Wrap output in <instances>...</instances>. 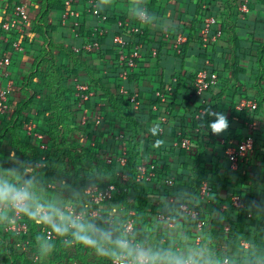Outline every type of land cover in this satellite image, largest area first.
<instances>
[{
	"label": "crops",
	"instance_id": "obj_1",
	"mask_svg": "<svg viewBox=\"0 0 264 264\" xmlns=\"http://www.w3.org/2000/svg\"><path fill=\"white\" fill-rule=\"evenodd\" d=\"M241 0H81L80 3L74 7L77 15L70 16L64 21V13L66 6L65 0H0V35L4 38L0 45V54L7 53L11 58V65L3 67L0 70V83L3 86L11 87L17 95L10 98L9 111L3 116L5 124L2 128L9 127L15 133V137L19 138L14 141L11 135L7 136V140L3 145V153L0 155V168H5L10 165L12 169H16L26 159L29 158L30 150H28V133L37 128L42 130H54L57 133L62 132L60 139L58 138V146L65 144H72L74 148L87 149L89 148L88 141V122L92 117H97L98 110L85 111L77 114L74 107L49 109L47 103V90H41L37 86L42 83L43 79H69L65 85L68 88H76L80 84L88 85L90 79H115L119 77L118 71L111 70L112 67L110 57H107V52L114 50V37L124 36L129 39L121 29L120 21L134 22L138 16L140 5L143 4L149 8V23L146 26L147 39L143 41L142 58L139 60L137 69L130 72L134 74L135 81L122 80L123 88L128 90L131 94H137L141 102L143 112L138 116L139 129L146 132L144 138L155 135L156 122L152 121L151 114H156L150 108V105L156 100L155 93L164 85L170 84L173 79L190 73H195L198 68H208L219 71L224 80V84L202 96L192 97L191 101L195 100H209L225 105L229 104V98L236 91L238 87H244L245 91L256 93V88L252 87L254 79H261V70L259 64L264 65V56L261 57L259 42L261 38L258 30H263L258 23L264 20V8L261 6L262 0H249V12L241 13L237 5ZM26 4L28 6V21L18 22L17 32L13 31L6 34L4 25L12 23L17 20L14 8L17 5ZM95 5V6H94ZM215 14L214 17L218 20L217 29L223 30V36L216 43H214V55H209L208 59H202L201 45L198 38H194L189 43L184 59H180L174 55L175 46L172 45L169 37L170 32L183 31L193 29L200 26L198 19L202 9L209 7ZM241 11V12H240ZM111 17V20L102 22V17ZM212 16V15H211ZM105 26L108 32L101 39V49L94 50L101 52V54L82 53L84 46L87 45L94 37V33ZM197 30V29H195ZM93 34V35H92ZM18 39L20 43V50H11L8 43L11 40ZM93 36V37H92ZM164 36L168 42L167 47H161L160 39ZM130 45L134 46V41H130ZM79 50V52H77ZM156 50L157 57H153L152 53ZM216 60V65L213 67L209 60ZM242 70L243 72H239ZM102 70V71H100ZM260 77V78H259ZM121 79V78H120ZM264 79V76L263 78ZM78 83V84H77ZM77 84V86H76ZM32 87L37 88V93H34ZM122 88V89H123ZM76 89V90H77ZM78 91V90H77ZM223 97L222 100L218 96ZM252 95V94H251ZM64 99L67 98L69 104L74 105L76 96L80 98V92L77 94L66 92L62 95ZM27 97V98H26ZM59 97V96H58ZM33 104L31 107L22 108L23 105ZM194 103V102H193ZM104 105L103 103L99 104ZM20 106V108H19ZM227 110L226 108H223ZM178 110V109H177ZM172 112L169 116L171 118L178 117L180 111ZM162 114V112H161ZM163 122L169 117L164 112ZM3 115V114H2ZM183 115V114H181ZM226 117L227 113L223 112ZM231 124L233 132L226 134L228 129L215 135L209 133L207 128V142H210V137H218L217 143H223L224 138L231 137V141L238 138L239 135H244L245 130L242 127L241 121L234 119ZM29 121V125L26 123ZM230 123V122H229ZM25 124L26 128H23ZM31 125L34 126L30 129ZM173 125V124H172ZM29 127V128H28ZM39 127V128H38ZM210 129V128H209ZM235 131V132H234ZM106 132V131H105ZM176 130L172 126L161 128L160 135L163 136L162 150L169 151L177 147ZM211 135V136H210ZM38 140L40 135H36ZM142 136V137H143ZM144 140L141 147L144 146ZM234 147H230L232 149ZM21 150V155L16 154L17 150ZM228 149V150H229ZM264 149L259 151H250L247 154V160L243 158L242 168L244 173H248L249 177H257L263 184L259 190V199L261 205L259 209L264 211ZM227 156V153H226ZM219 155L210 158L216 171L223 166L230 167L228 158L226 157L225 164L221 163ZM61 162V158L58 157ZM171 166V175L176 182L173 191L167 192L166 187L162 184L146 183L138 187L137 190L132 189L129 193V201L133 203L136 195L145 194L150 205L158 207L160 213H172L178 210L183 203H193L191 197V190L189 182L191 171L196 167L195 163L190 157H181L179 152L173 156ZM188 165V168L186 167ZM55 171L60 178V182L55 186L54 184L48 186L50 191L42 186V181L45 178V172L42 168H38L36 177L38 187L37 192L45 200H64L62 195L73 196V178L76 176L74 168L69 166L63 169L60 166H55ZM116 171L121 174L122 166L117 162ZM7 173L3 171L0 174ZM221 176L224 175L219 171ZM16 180L20 179L17 174ZM99 186H104L108 183V178L105 176H97ZM66 191V192H65ZM75 193V192H74ZM77 195V194H76ZM210 210H218L213 204L208 205ZM225 208V207H224ZM124 207L119 203L112 206L111 215L117 217L124 212ZM130 214H135L131 211ZM9 219L3 222L0 227H6L9 221H12V215H8ZM39 224V223H37ZM192 221L180 215L179 220L174 228L170 229L167 226H161L159 223L154 225L157 228V236L145 235L146 238L141 240L147 241L148 244L161 247L171 248L178 252L189 251L191 249H203L204 255L207 257L209 264H214L215 253L211 247V242L204 239L202 244L192 242L187 237V233L192 229ZM2 227V228H3ZM1 229V228H0ZM243 239V238H242ZM247 242L251 246L250 242ZM242 241V242H243ZM241 242V244H242ZM47 243L44 241L43 246L40 242L29 240L23 242L25 245V252L28 248L36 249L33 253L35 257L44 260L54 261L59 259V254L66 256L69 264H105L102 257L97 256L89 248H81L80 245L58 244L51 243V249L47 248ZM62 248L60 253L58 249ZM65 247V248H63ZM250 248V247H249ZM248 249L239 246L238 255L245 256ZM81 254H78L79 252ZM32 255V256H33ZM35 257L26 254V258L32 262ZM46 258V259H45ZM39 261V260H38ZM37 261V262H38ZM78 261V262H77ZM47 264V263H46Z\"/></svg>",
	"mask_w": 264,
	"mask_h": 264
},
{
	"label": "trees",
	"instance_id": "obj_2",
	"mask_svg": "<svg viewBox=\"0 0 264 264\" xmlns=\"http://www.w3.org/2000/svg\"><path fill=\"white\" fill-rule=\"evenodd\" d=\"M247 1L249 0H241L237 5L238 9L240 10ZM261 2V6L264 8V0ZM143 7H146L149 11L146 4H141L140 8H138L139 13ZM213 14L215 13L210 6L205 9L203 8L198 19V24L200 26L195 28L197 30L193 29V31H189V33L188 29L170 32L167 39H170L174 46L177 45L178 36L180 34L187 38V41L181 45L180 53L177 49H174L173 52L176 57L184 59L187 47L194 38H198L201 45L203 53H201L200 56L202 59H208L210 54H215L214 43L209 44L207 49L203 50V36L201 34L205 18L211 15L214 16ZM149 18L150 17H148L146 23L140 25L141 29L144 31V36L141 38L142 41H146L148 37L146 26L149 23ZM108 20H111L110 16L107 17V21ZM137 21V18L134 22L120 21L122 24L121 30L128 35L130 39H133V41L137 39V36L132 35L127 31L126 24H136ZM258 23L263 29L257 31L261 38L259 45L263 48L260 50V56L263 57L264 20L259 21ZM103 27L106 28L105 26ZM216 30L218 29L215 28V31ZM219 30L223 34V30ZM13 31L17 32L18 29L14 28ZM103 36L99 37L100 45ZM12 37L14 38V35ZM14 39L16 40H11L8 43L11 50H16L14 48V43L18 42V39L16 37ZM165 40L166 38L162 36L160 39L161 47L168 46V42H164ZM135 44L136 42L134 41V45ZM114 45V50L108 51L106 56L111 59L112 67H110V69L114 70L115 73L118 71L119 74L120 56L128 53L133 46L129 45L128 48H122L119 45ZM80 52L101 54V52H96L94 50L92 52H87L85 50ZM209 61L213 67L216 65V60L212 59ZM259 69L261 70V79H254L252 84V87H255L257 90L256 93H250L245 91L244 87H238L230 96V103H225V105L218 103L217 99L214 101L198 99L191 101L192 97L197 96L195 83L197 75L202 68L196 69L195 73H185L183 76L181 74V76L173 79L170 84L164 85L157 91L165 93V101H162L156 96V100L150 105L151 110L156 113L154 115L151 114L152 121L156 122V127L155 135L147 138H144L145 136H143L147 135V133H141L138 125V116L143 112V108L140 107L136 110L130 103L131 93L129 92V95L122 93L123 81L120 79V76L118 78L115 77V79H90L88 85L80 84L87 86L89 92L93 93L94 96L88 101H85L81 96L80 98L76 96L74 105L69 104L67 98L64 99L62 96L63 94H66V92H69L70 94H77V92H80L77 91V87L74 89L72 87H66L65 83L69 79H43L42 83L37 87L49 92V95H47L49 109L74 107L77 114L94 109L95 111L98 110L97 117H92L88 122L89 129L87 135L89 148L78 149L74 148L72 144L58 146L57 141L58 138L60 139L61 137V131L57 133L54 130L39 131L35 128L30 131L27 129V149L30 150L31 153H29V158L16 167V169L19 173H25L27 177L33 179L36 187H38L37 181L34 178L36 177L38 168H42L45 172L42 186H44L45 189L47 187V190L54 191L53 189H49L48 186L49 184H54L56 186L58 182H60V178L55 171V166L58 165L65 169L67 168V162H69V166L73 167L76 173L72 182V190L75 193L73 192V196L67 194L62 195L64 198L62 203L70 201L73 204V207L79 206L87 211L97 210L99 211L100 216L95 219L100 221L113 219L114 226L121 231H123V227L120 225L130 217L131 211H135L134 218L137 225L136 239H139L146 238V234L154 237L155 235L157 236L158 229L155 228L154 225L159 223L162 226L158 221L160 215L165 214L174 217L177 221L181 215L192 221L181 211L180 206L175 212L160 213L158 207L155 205L151 206L147 197L145 199V194L142 193L139 194V196H135L133 203H130L129 201L130 191L132 189L137 190L138 187L143 186L146 183L162 184V187L167 188V192H172L173 188L171 190L169 188L173 187L176 181L170 177L171 163L173 156L179 152L181 157H190L196 165L194 170L191 171V176L188 180L191 197H193V203L188 205L199 211L201 213V220H204L207 223L204 230L200 232L198 230L197 221H192V229L187 233V237L192 240V242L193 240L196 242L197 236L202 233L204 239H207L212 243L211 247L216 255L214 264H221L225 259L229 260V264H264V211L259 209L261 205L259 190L263 184L257 179V177H249L247 175L248 173H244L241 164L247 160V155L245 160L240 164L239 169L236 171L231 169V167L225 166L216 171L213 169L214 166L212 165V162L209 161L210 158L216 157L217 153L220 157L219 159L221 163L225 164L228 149L230 147H237L242 141L249 137H252L255 140L254 149L252 151H259L260 153V150L264 149V79H262L264 76V65L262 63L259 64ZM211 71L215 72L219 77V85L216 87L218 88L222 83L224 84L225 79H222L219 71L214 69ZM238 71L243 72L239 69ZM128 79L131 81L136 80L132 73L129 75ZM170 88L171 90H169ZM216 88H211L208 92ZM32 90L34 93H37V88L32 87ZM12 95L15 96L17 94L11 88L9 103ZM218 97L221 100L223 98L220 95ZM244 99L255 101L258 104L257 109L255 111H249L247 109L238 110L237 106ZM138 101L140 102L139 98ZM101 103L104 105L100 106L99 104ZM32 104L33 102L31 101V104L23 105L22 108L31 107ZM155 106L157 107V110H154ZM223 108H226L227 110H224ZM176 110L180 111L177 115L178 117L171 118L169 113L171 115L172 112H175ZM211 111L222 114L223 112L227 113L226 119L228 127L226 129H228V131L225 132L226 134L233 132L231 124L235 121L234 119L241 121L245 134L239 135L234 141L230 140L231 137H229L230 139L224 138L223 143H217L218 137L212 136L209 138L210 142H207L206 137L208 134L205 132L206 128L209 130V133L215 135V133H212L208 127L210 120L215 118L209 117ZM164 112L169 116L165 122H163L162 119L163 115H166ZM201 112H204V114ZM3 116L4 114L2 115V113H0V155L3 153V145L7 140L8 135H11L14 141L19 142V138L17 137L16 140L15 133L11 131L9 127L5 129L2 128L6 120L5 118L3 119ZM29 124L28 121L26 126ZM22 125H24L23 128H26L25 124ZM166 126H173L177 133V147H172L169 151L161 149L164 138L160 135V132L161 128ZM37 134L41 136V139L38 140V137L36 136ZM184 139H189L191 141L189 149L182 147V141ZM143 140L145 143L144 146L141 147ZM21 152V150H17L16 154L20 156ZM124 154H126L127 157V164L122 167L123 171L119 174L116 171V164ZM260 156H263L264 158V155ZM58 157H60L62 161H57L55 163V160H58ZM43 164H45L44 168L42 167ZM142 166H145L149 171L152 170V167L154 168V177L150 181L146 179L141 181L136 180L137 176L140 174V167ZM186 167L188 168V165ZM9 169H12V167L6 165L5 168H0V173L3 171L8 172ZM219 171H222L224 175L221 176ZM98 175H103L108 178V183L104 186L108 184H116L122 188H128L129 192L121 197L118 196L112 202L94 204L90 197L84 193V190L90 185L100 184L97 179ZM124 177H127V181H124ZM172 179L174 180V184L170 186L169 181ZM204 183H208L211 189L210 194L207 197H202L201 195V188ZM38 195L44 199L40 193H38ZM235 197H238L241 200L244 208H238L234 205L233 199ZM116 203L122 205L125 210L123 213L116 215L117 217H114L111 215L110 211H112V206ZM210 204H213L218 210H210L208 208V205ZM0 208L4 209L0 214L6 212L7 215H11L7 208ZM3 222H6V219H0V226ZM23 222L28 226V233L20 237V240H23L22 242L34 240L35 242H40V246H43L44 241L48 243L57 242L58 244L72 243L70 237H60L53 232L48 225L37 224L34 220L24 214ZM163 226L165 227V225ZM2 227H0V234L4 235L2 233ZM48 232L54 233L56 239L51 241L47 240ZM12 235L15 238V235ZM243 240L248 241L251 244L250 248H248L245 253V256L238 255L237 252ZM81 248L84 249L85 247L81 246ZM37 251L36 249H32V253H36ZM1 258L2 256L0 254V260ZM20 263L33 264V262L27 259L26 256L24 257V261H15L14 264Z\"/></svg>",
	"mask_w": 264,
	"mask_h": 264
},
{
	"label": "built area",
	"instance_id": "obj_3",
	"mask_svg": "<svg viewBox=\"0 0 264 264\" xmlns=\"http://www.w3.org/2000/svg\"><path fill=\"white\" fill-rule=\"evenodd\" d=\"M81 0H65L64 4L66 6V10L64 13V21H66L70 16H75L77 13L74 10V7L77 6L80 3ZM95 6V5H94ZM28 6L26 4H20L17 5L14 8V13L17 18V20L13 21L12 23H8L4 25V31L6 34H10L14 28L18 27V22L28 21V12H27ZM146 10V16L144 19H139L140 13L137 17V23L135 24H126V29L129 33L132 35L137 36V39L134 41L136 44L133 46V48L130 49V51L126 54H122L120 56V71L119 76L122 80L126 81L129 78L130 72L134 71L138 67V61L142 58L143 53V41L141 38L144 36V31L141 29V24L146 23L147 19L149 17V12L146 7H143L141 11ZM240 10L243 13L249 12V4L248 1L240 8ZM107 17H102V22H106ZM218 20L214 16H208L204 20L203 27L201 29V34L203 36V50H206L208 45L211 43H216L219 39L222 38L223 34L218 29L215 31V28L217 27ZM122 24L120 23V26ZM122 27V26H121ZM108 32L107 28L101 27L100 30L94 33L93 39L84 46L83 50L87 52H92L93 50H99L101 48L99 37L105 35ZM3 37L0 35V45L3 42ZM133 39H128L124 36H116L113 39L114 44L121 46L122 48H128L130 45V41ZM187 41V38L180 34L178 36L177 45H175V49L180 53L181 52V45ZM14 48L16 50H20L21 46L19 42L14 43ZM79 52V50H77ZM153 57H157L158 52L156 50L152 53ZM12 61L11 58L7 53H1L0 54V70L3 69V67H9L11 65ZM219 85V77L215 72H212L210 69L205 68L202 69L196 78V95L202 96L205 93H207L211 88H216ZM171 90V88L169 89ZM78 91L81 92V97L88 101L90 98L94 96L93 93L89 92V89L87 86L79 85ZM122 93L125 95H129V91L126 89H122ZM11 94V87H5L1 85L0 83V113L4 114L9 109V96ZM156 96L160 98L162 101H165V93L163 92H157ZM131 105L138 110L141 107L140 102L138 101V95L137 94H131L130 98ZM258 104L255 101H248V100H242L239 105L237 106L238 110H244L247 109L249 111H255L257 109ZM154 110H157V107H154ZM204 114V112H201ZM34 126L31 125L30 129H33ZM191 145V141L189 139H184L182 141V147L185 149H189ZM255 140L252 137H249L242 141L237 147H234L232 149H229L227 151V158L230 163V167L233 170H238L240 167V161L245 158V156L254 149ZM118 163L120 166L124 167L127 164V157L126 154H124L119 160ZM42 167H45V164L42 165ZM149 171L145 166L140 167V174L137 176V181H141L143 179H146L150 181L154 177V171ZM124 181H127V177H124ZM174 184V180L169 181V185L172 186ZM210 187L208 183H204L201 188V195L202 197H207L210 194ZM129 192L128 188H122L116 184H108L104 187H100L99 185H90L84 190V193L87 194L92 202L94 204H100L105 202H112L115 198L118 196L121 197L122 195ZM234 205L238 208H244L243 203L238 197H235L233 199ZM180 209L182 212L186 214L192 221H197L198 230L202 232L204 228L206 227L207 223L204 220H201L200 216L201 213L193 208H191L188 204L183 203L180 205ZM3 208H0V212H3ZM7 210L10 211L12 215V221L7 224L5 227L6 231L9 233H12L16 236L22 237L28 233V226L23 222V214L17 213L12 209L7 208ZM89 214H91L94 218L99 217V211L97 210H88ZM108 223L114 225L113 219H108ZM158 221L163 225L167 226L168 228L172 229L177 224V220L174 217L167 216L165 214L160 215L158 217ZM120 226L123 227V231L127 230L128 235L132 236L136 239L137 235V225L136 220L134 218V214H130V217ZM56 236L52 232H48L47 234V240H55ZM204 241V237L202 233H200L196 238L197 244H202ZM242 247L248 249L250 246L247 242H242ZM25 248V245L22 246ZM35 261H38V257H35ZM221 264H229V260L225 259Z\"/></svg>",
	"mask_w": 264,
	"mask_h": 264
},
{
	"label": "clouds",
	"instance_id": "obj_4",
	"mask_svg": "<svg viewBox=\"0 0 264 264\" xmlns=\"http://www.w3.org/2000/svg\"><path fill=\"white\" fill-rule=\"evenodd\" d=\"M146 10L139 19H144ZM208 127L212 133H220L228 127L222 113L211 111ZM20 176L17 181L16 175ZM0 207L22 213L36 223L48 225L60 237H70L71 242L91 249L104 258L105 264H209L203 249L178 252L171 248L155 247L145 240L135 239L127 230L121 231L108 221L95 219L84 208L73 207L69 201L44 200L37 192L35 181L9 169L0 174ZM0 219H9L7 213Z\"/></svg>",
	"mask_w": 264,
	"mask_h": 264
},
{
	"label": "rangeland",
	"instance_id": "obj_5",
	"mask_svg": "<svg viewBox=\"0 0 264 264\" xmlns=\"http://www.w3.org/2000/svg\"><path fill=\"white\" fill-rule=\"evenodd\" d=\"M2 233L4 235L0 234V254L2 256V258L0 260V264H14L15 261L16 262L17 261H24V257L26 256V254L31 255V258L35 257V255H33L32 251H31V248H28L29 251L27 253L25 252L24 248L22 247L23 246V242H22L23 240H20L19 236L15 235V238H16L15 239L13 237L12 233H9L6 231L5 227H3ZM139 240H141V238H139ZM50 245H51V243H47V245H46L47 248L45 249V251L48 249H51ZM63 248H65V247H63ZM58 250L60 253L62 252L61 247ZM81 253L82 252L80 251L78 254H81ZM61 255L59 254L60 258L59 259L57 258L56 260L52 261V263L49 260H46V263L47 264H69L68 261H70V260H68L66 258V256H63V258H61L62 257ZM38 260H39L38 262L34 260L33 264H44V262H45L44 260H41L40 258Z\"/></svg>",
	"mask_w": 264,
	"mask_h": 264
}]
</instances>
